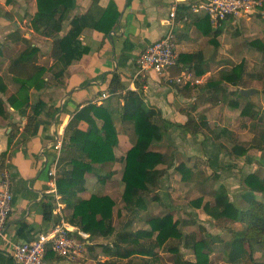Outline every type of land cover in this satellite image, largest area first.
Wrapping results in <instances>:
<instances>
[{
  "label": "crops",
  "instance_id": "1",
  "mask_svg": "<svg viewBox=\"0 0 264 264\" xmlns=\"http://www.w3.org/2000/svg\"><path fill=\"white\" fill-rule=\"evenodd\" d=\"M110 3H115L119 13L114 28L104 32L86 27L80 34V40L90 49L89 52L79 59H74L59 77H55L48 70L44 74L46 86L30 89V102L34 104L41 100L43 106L31 126V131L28 132L27 116H22L7 101L8 95L17 94L19 91V83L8 67L11 60L25 49L23 38H27L40 49L36 63L49 68L55 62L51 56L53 38L32 26L31 20L38 9L37 0H0V76L8 86L7 94L0 91V96L7 101L11 114L9 118L0 117V177L4 171L10 172L13 192V209L5 235L0 237V264H15L11 255L14 246L35 238L51 226L52 222H48L43 214V204L49 196L54 198L55 219L63 215L68 221L72 210L62 201L57 183L49 175V169L58 156L59 160L64 155L78 157L80 152L77 148H68V124L74 114L89 102L110 106L119 141L114 147L116 159L95 165V172L103 169L111 174L108 181L99 183L95 172L86 173V189L79 194L83 198H89L95 193L106 194L114 199L112 190L104 188L110 187V181H115L118 177L122 194L124 192V159L129 148L137 140L133 123L121 119V112L130 92H136L146 107L156 110L154 119L161 125L163 134L173 131L188 134L189 137L185 141H193L192 148L189 144L184 147L189 152L188 155L192 154L193 149L200 150L199 153L204 152L201 144L206 137L202 122L207 123L210 113H217L219 106L214 105L206 112L202 111V107L211 96H214V102L220 103L219 97L224 92L221 87L217 92L210 82L217 79L212 77L222 69L227 29L237 28L236 25L240 22L248 24L253 16H230L216 25L207 15L191 12L189 0H181L176 26L177 49L180 53L178 64L168 75L154 70L139 74L137 56L148 44L165 33L167 26L163 20L169 16L173 0H99L103 8ZM91 5L92 0H76L72 15L85 13ZM184 12L189 14L188 21L182 19ZM69 27V20H66L58 36H63ZM194 53L198 55L193 57ZM183 75L180 83L171 79ZM223 86L226 88L225 84ZM103 92H108L109 97L101 99ZM198 95L203 102L197 101ZM27 112H30V108ZM189 118L202 125V131L197 136L191 135L183 127L176 126L185 124ZM79 126L85 129L88 124L82 122ZM13 129L15 137L9 142V134ZM162 139L163 135L161 139L154 140L151 148L168 153L162 150ZM179 149L183 151L182 147ZM121 152L123 167L116 173L119 169V166L116 167L117 158ZM2 153H5L3 159ZM164 167L167 170L173 168H167L166 164L158 165V168ZM233 202L243 208L247 205L246 202L245 205H240L234 200ZM78 229L81 230L79 227ZM73 234L80 241L91 243L90 233H86L87 237L77 232ZM81 257L83 250L74 259L58 256L57 259L47 260L49 264H81Z\"/></svg>",
  "mask_w": 264,
  "mask_h": 264
},
{
  "label": "trees",
  "instance_id": "2",
  "mask_svg": "<svg viewBox=\"0 0 264 264\" xmlns=\"http://www.w3.org/2000/svg\"><path fill=\"white\" fill-rule=\"evenodd\" d=\"M38 9L33 16L32 26L40 30L46 36L52 37L51 56L55 62L48 68L36 63L40 49L32 44V41L23 38L26 43L25 49L11 60L8 67L19 83L17 94L8 95L7 101L22 116H27L26 130L31 131V126L40 113L43 101L30 102V89H41L46 86L44 74L49 70L55 77L61 76L68 65L74 59L81 58L89 52V48L80 40V34L86 27L108 32L118 21V10L115 3H110L106 8L99 4V0H92L91 7L83 14L72 15L76 7V0H37ZM0 8V17H1ZM206 18H208L206 16ZM69 20L70 27L63 36H58L63 29L64 22ZM264 50L261 40L250 42ZM197 53L192 56H197ZM244 60L234 65L229 71L221 73L218 80H213L210 85L218 92H225L224 83L238 84L242 78ZM115 83V80L113 81ZM0 91L8 92V86L0 76ZM264 94V88H263ZM239 97H244L240 90ZM7 101L0 96V117L11 116ZM233 106H238V101H233ZM28 108L30 112L28 113ZM156 110L148 108L136 92L127 94L126 102L121 112L122 120H130L133 123L137 140L127 151L125 168L122 180L125 183L123 192L124 207L130 220L125 224V229L117 232L114 248L105 246V252L119 258H131L139 254L150 257L146 262L139 264H156L160 254L156 248L166 247L170 240H178L185 247L190 248L195 260L184 259L178 246L169 245V250L175 255V264H209L212 244L215 241H223L207 233L204 237H198L194 231L185 233L180 224L182 221L175 219L172 213L156 216L149 219L150 229L129 230L134 216L142 209H146L151 193L158 186L159 179L167 172L166 168H158L160 164H166L167 168L175 167L174 156L151 148L154 140L162 138L161 125L154 119ZM242 113L254 115L253 104L248 102L242 109ZM100 121V123H99ZM82 122L88 124L83 129L79 125ZM202 125L214 133L212 139L220 140L222 134H229L227 128H221L219 132L212 130L206 121ZM202 125H198L193 118H189L185 124L176 126L185 128L191 135L197 136L202 131ZM69 143L68 148H77L78 157L64 155L58 163L56 178L57 190L61 199L72 210L68 222L78 226L90 235L108 236L115 232L113 225V209L115 201L109 195L92 194L89 198H83L79 194L86 189V173L95 172L96 164H103L116 159L114 147L118 144V131L114 122L113 111L108 104L98 105L89 102L78 110L68 124ZM15 137V129L9 134V142ZM262 143L256 148L264 152V131L261 135ZM250 147L234 143L230 152L237 157L245 156ZM65 152V151H64ZM2 159L5 153H2ZM4 164V161L2 160ZM229 165V164H228ZM227 166V165H226ZM176 168L183 172V179H191L192 170L184 164ZM96 171L98 179L103 180L111 174H101ZM243 189L241 198L247 203L241 207L234 203L226 188L221 185L215 192L214 203L206 202L204 209L214 218H226L239 221L244 224L241 230L231 229L232 235L229 240L223 241V248L228 261L233 264H264V175L256 171L242 174ZM158 199L157 194L150 197ZM203 198L194 201L196 206L202 205ZM54 198L49 196L43 204V214L48 222L55 219ZM256 247L263 250L260 257L256 256ZM46 258L57 259L58 256L49 249ZM98 264H113L110 260L99 261ZM138 264V263H128Z\"/></svg>",
  "mask_w": 264,
  "mask_h": 264
},
{
  "label": "rangeland",
  "instance_id": "3",
  "mask_svg": "<svg viewBox=\"0 0 264 264\" xmlns=\"http://www.w3.org/2000/svg\"><path fill=\"white\" fill-rule=\"evenodd\" d=\"M251 17L248 24L240 22L236 25L237 28L228 27L225 37V58L221 63L222 69L212 77L218 80L221 73L229 71L234 65L244 60L241 80L236 85L224 83L227 90L219 97L220 103L214 102V96H211L202 107V111L206 112L210 111L214 105H218L217 113H210L207 124L215 132H219L221 128H227L229 134H222L220 140H215L211 138L214 133L204 127L206 139L201 144L204 152L199 153L200 150L193 149L192 154L188 155L189 152L184 147L189 144L192 148L193 141H185L189 137L187 133L182 131L164 133L160 142L162 150H166L168 154L174 156L175 167L167 170L168 174H164L159 179L158 186L152 192L154 195H158V199L151 200V193L148 199L149 208L140 210L133 217L131 224L127 227L129 230L150 229L148 221L152 215L163 216L167 213H172L175 219L182 221L180 227L185 233L194 231L199 238L210 233L216 237V240L222 238L225 241L231 238V229L241 230L244 228V225L239 221L214 218L206 212L204 204L206 202L213 204L215 192L223 185L232 201L245 205V201L240 197L243 189L242 174L256 171L264 175V152L256 149L257 144L263 142L261 135L264 131V94L262 92L264 88V50L250 43L254 40H261L264 43V7ZM238 88H255L257 91L249 96L239 97L237 95ZM234 100L238 101L237 107L233 106ZM197 101L203 102L199 95ZM248 102L253 104L255 111L253 117L249 113H242V109ZM198 142L200 141L198 140ZM234 143L253 147H250L245 156L237 157L230 152ZM180 147L183 151L179 149ZM121 150L123 152V149ZM122 152L117 158L116 167L119 166V169L116 170V173L123 167ZM179 164H184L186 168L192 170L191 179H183V172L176 168ZM99 173L106 174L103 169ZM119 178L110 181V187L104 188L108 191L112 190L114 195V199L110 197L115 201L112 223L116 230L108 236L92 235L91 243H84L81 264H98L99 260L108 259L113 264H139L150 258L139 254L133 255L130 259L119 258L103 249L105 246L114 248L117 232L125 229L126 222L131 218V214H128L124 207ZM97 181L106 183L108 178L100 180L97 177ZM198 198H203L201 206L194 204ZM70 215L69 213L68 219ZM223 241L218 240L212 244L209 264H233L228 261ZM169 245L178 246L184 259L195 260V255L190 248L185 247L178 240H170L166 247L156 248L160 254L156 264H175V255L169 250ZM262 254L263 250L256 247V256L260 257Z\"/></svg>",
  "mask_w": 264,
  "mask_h": 264
},
{
  "label": "built area",
  "instance_id": "4",
  "mask_svg": "<svg viewBox=\"0 0 264 264\" xmlns=\"http://www.w3.org/2000/svg\"><path fill=\"white\" fill-rule=\"evenodd\" d=\"M181 0H173L169 16L163 20L167 26L165 33L148 44L137 56V73L154 70L160 74L168 75L180 59L177 49L176 26L178 23V5ZM190 11L196 14H205L213 24H220L230 16L254 15L264 7V0H189ZM184 21H188L189 14L184 12ZM183 76L171 78L172 81L182 82ZM108 92H103L101 99L109 97ZM59 156L50 166L49 175L56 182ZM11 175L4 171L0 177V237L5 235L6 225L13 209V192L11 189ZM57 193V192H56ZM56 208V206H55ZM56 215V209L54 210ZM63 215L52 221L51 226L40 232L35 238L20 242L12 250V259L15 264H49L46 254L51 249L55 255L74 259L83 250L84 242L80 241L73 233L77 232L87 237L83 230L71 226Z\"/></svg>",
  "mask_w": 264,
  "mask_h": 264
},
{
  "label": "water",
  "instance_id": "5",
  "mask_svg": "<svg viewBox=\"0 0 264 264\" xmlns=\"http://www.w3.org/2000/svg\"><path fill=\"white\" fill-rule=\"evenodd\" d=\"M257 90L255 88H248V89H241L240 92L241 94H243L244 96H249L253 93H255Z\"/></svg>",
  "mask_w": 264,
  "mask_h": 264
}]
</instances>
